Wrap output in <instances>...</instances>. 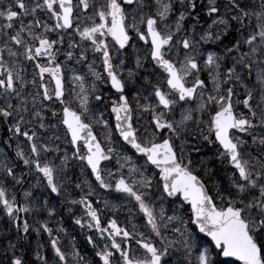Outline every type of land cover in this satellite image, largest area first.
<instances>
[{"label":"snow or ice","instance_id":"snow-or-ice-1","mask_svg":"<svg viewBox=\"0 0 264 264\" xmlns=\"http://www.w3.org/2000/svg\"><path fill=\"white\" fill-rule=\"evenodd\" d=\"M127 48L135 54L134 68L125 62L122 50ZM89 50L106 76L95 70L93 60L87 65L93 82L89 85L85 75L71 69L68 83L73 87L66 89L67 62H87ZM60 55L63 62H58ZM23 62L32 64L31 81ZM96 81L110 84L114 98L101 92ZM29 85L34 92H25ZM238 87L244 89L243 100ZM0 100V118L12 119L8 130L28 145L27 152L17 145L16 157L37 175L34 187L43 184L49 197L70 195L65 170L76 160L81 174L90 169L100 189L135 200L147 234L136 225L132 232L121 228L115 219L102 227L100 210L89 199L92 183H75L81 193L82 185L88 191L69 201L82 205L87 217V223L83 217L74 222L99 234V240L89 235L87 241L99 248L95 255L102 264H264V0H0ZM239 104L247 111H237ZM100 107H110L118 139L103 113L96 115ZM146 115L148 127L141 124ZM57 125L64 126L71 157L65 151L48 158L60 148L40 130ZM94 125L109 130L106 146L94 135ZM196 134L218 145L216 155L226 162V174L230 170L226 186L215 183L210 190L195 174L185 137ZM150 167L158 171L147 175ZM9 179L24 183L5 157L0 161V205L17 229V242L30 231L52 237L46 221L33 226L19 215L54 216L50 199L39 200L27 189L20 204L15 194L9 198L4 186ZM166 198H175L171 215L162 206L157 210L156 199ZM104 204L114 207L107 200ZM58 241H50L52 264H70ZM133 242L141 254H134ZM17 247L8 240V264H28L16 255ZM71 256L72 264H85L78 251ZM36 260L49 264L38 249Z\"/></svg>","mask_w":264,"mask_h":264},{"label":"rangeland","instance_id":"rangeland-1","mask_svg":"<svg viewBox=\"0 0 264 264\" xmlns=\"http://www.w3.org/2000/svg\"><path fill=\"white\" fill-rule=\"evenodd\" d=\"M204 47L209 49L210 51H219V49L217 48L216 45H205ZM89 55L90 56H88V61L84 62L82 65H81V63L76 65L75 60L67 62V69L65 70V72L69 70V72H68L69 80L73 74L71 69H75L76 74L86 76L88 84H91L93 82L94 77H92L91 74L89 73L87 65H88V63H91L93 60H95V70L98 71L97 66H96L97 61H96V58L92 55L90 50H89ZM81 67H83V69L85 70L84 73L81 70ZM32 74H33V67H32V65H30L28 67V72L24 73V75L28 81H31ZM149 78L151 79L152 77H149ZM46 79H49V78L46 76ZM34 91H35V89H33L31 87V85H29V87L25 90L26 93L27 92H34ZM238 93H239L238 99L242 100V98L243 99L245 98L244 91H240ZM240 96L242 98H239ZM235 99H237V97H234V100ZM0 102H1V104L3 103L2 100H0ZM12 102L15 104L19 103L18 100H13ZM38 107H39V105H38ZM29 108L31 109V98L30 97H29ZM45 115H46V118L50 117V113H45ZM205 118H207V117H205ZM7 121H9V123H10V125H9V128H10L12 126V124L14 123V121L12 119H8V120H6V122ZM52 123L56 124V121L53 120ZM34 125H35V121L33 122L32 126H34ZM42 134H43V137L45 139L51 138L49 142L52 143L53 146L58 145L60 148V153L50 154V156L48 157L49 159H51L53 156L61 157V155H63L65 151H67L68 155L71 156L72 151L70 149V145L67 142V139L64 137V127L62 125H57L56 127L49 128L46 132H43ZM10 136L15 141L14 142L15 143L14 148H13L15 156H16L17 145H19L21 148H23L25 152L28 151V145L24 142L23 137L17 138L15 136H13L12 132H10ZM56 136H60L61 138L59 140H56L55 139ZM185 139L187 140V143L185 145V154L188 155V153L190 151L197 153V160L199 162L200 167H202L203 172H204L203 176L208 179V181L211 185V189H212L213 184L220 183V182L219 181H213L212 179L209 178L210 176L207 177V175L205 174V171H212L215 169L217 172H219L222 169L225 172V168H226V167L220 168L219 165L216 166L213 164H212L213 166H211L209 164L210 156H211V154H210L211 150H213L214 152H217L216 145L215 144H209L207 141H205L203 139V137L199 136L198 134L185 137ZM60 144H62L63 146H60ZM8 149H9L8 140L5 138V135H2L0 133V161L5 159V157L3 156V153H5L6 150H8ZM208 149H210V151ZM127 154L132 155L129 152ZM133 158L136 159L135 156ZM17 160H18V158H17ZM9 161H10V159H9ZM137 162L143 163L142 160H138ZM9 163L12 164V162H9ZM56 163L59 164L60 159H56ZM21 166L22 167H19L18 170L20 171L21 174L23 172H25L27 174L25 177L26 183H28V181H30L31 184L35 183V185H36L35 181L37 179V175L34 172L32 174H29V170L27 168H25L23 166V164H21ZM16 167H17V165H16ZM116 168H117V166L115 165V160H114V162L112 163L111 170L113 172H116ZM15 170H16V168H15ZM146 174L151 175L150 171H148ZM117 175H118V173H117ZM229 175H230V173H229ZM57 179L59 180V177H57ZM64 183L67 186L68 193L71 194V192L69 191L67 182L64 181ZM22 185L25 186V184H22ZM220 185L222 187L224 186L222 183H220ZM4 186L7 187L9 198H11V196L13 194H15V195L17 194L16 190L20 185H14V182H12L9 179L7 182H5ZM40 187H42V190L44 193L43 192L34 193V195L37 197V199L40 200L44 196V194L46 195L47 198L56 199L55 200V205H56L55 208H56V214L57 215H59L63 211V208L66 209L65 212H63L64 220L63 221L60 220V221H56V222L52 223V237H49L48 233L45 232L46 236H47V243H46L45 248L48 250L47 254L48 255L51 254V256H48L46 254V258L49 260V264H52V261L54 259V251L51 248L50 241H51V239H55L57 237H59V241H58L59 246L68 255L70 264H72L71 253L73 251H78L80 253V255L84 258L85 264H88L89 259L87 258V256H84V254H83L84 249L85 248L92 249L93 254H95V251L92 247L93 245L88 243L87 237L89 235H92L94 237V240H99L100 239L99 234L96 233L94 230L87 229L86 227L84 229H81L79 226V229H77L76 228L77 224H75V222H74L76 218L83 217L85 222L87 223V220H86L87 218L84 215V212L79 211V213H76L77 208L74 207V204H71V203L67 204L65 202V196L62 195L60 198V197H56L55 194H52L51 197H49L48 191L43 186H40ZM93 187H94V189L97 188L94 185H93ZM24 190H26V188H24L22 191V194H21L22 198H23ZM87 191H88V188L85 185V194H87ZM72 193L75 196V198H69V201L73 200V199L79 200L81 198V194L77 195L76 189H73ZM109 194H110V197L107 198L106 196ZM109 194L106 193L105 191H100V190L98 191L97 189H95L94 194L92 195L95 198L99 199V201L102 200L104 207H105V204H104L105 200L109 201L110 205L114 206V207H105V209L108 211L107 212L108 218L106 217L105 223L107 224L109 220L115 219L121 228L128 229V231L132 232L133 231V225H136L137 230L145 232L147 234L149 232V230L144 227L145 221L143 219V214L139 212V209H138V206L136 205L135 200L131 197H127L126 194L117 193L114 190H110ZM117 197L119 199H117ZM171 201L172 200H169L167 198L164 199L163 201L156 199L157 210H159V207L162 206V207H164L166 213L168 215H171L172 214L171 208L174 207V205L171 203ZM217 203H219V201H217ZM64 205H65V207H64ZM77 205L78 204H75L76 207H77ZM81 207L83 208L82 205H81ZM120 208H123V209H120ZM1 210H2V208L0 206V216H1V220H0L1 223L0 224H2V226H3V223H5V224L11 226L9 218ZM120 210L123 211L124 215L120 214L121 213ZM28 215L31 216L30 214H28ZM123 217H126V218H123ZM64 225H67V228H65V229H68L67 232L62 231V228ZM117 239L119 240L120 238H117ZM8 240H12L14 243H18V247L16 249V255H23V257L28 261V264H38L39 263V261H33L32 260V253L36 257L37 249L39 250V252L41 254L40 246L37 243V241H35V240L31 241V240H29V238L25 239L27 245H29L31 242H33V248H32L33 252H30V249L27 246H25V244H21V243L17 242V236L15 235V233L13 231H10V229L3 230L2 227H0V264H8V260L12 256V251H9L7 249ZM103 243H104V241L101 240L99 247H103ZM137 247L138 246L135 244L132 245V249L136 248V250H137ZM24 248H25V250H24ZM98 250H99V248H96V251H98ZM136 250H133L134 254H136V255L141 254L142 250H140V251H136ZM24 251L27 252V256L25 255ZM98 262H100V261L98 260ZM100 263L102 264V262H100Z\"/></svg>","mask_w":264,"mask_h":264},{"label":"flooded vegetation","instance_id":"flooded-vegetation-1","mask_svg":"<svg viewBox=\"0 0 264 264\" xmlns=\"http://www.w3.org/2000/svg\"><path fill=\"white\" fill-rule=\"evenodd\" d=\"M77 40L79 39L78 37L76 38ZM111 38H109L110 40ZM114 43V42H113ZM142 44V42H141ZM129 48L125 49V50H128ZM124 50H122L123 52ZM126 64L128 65V67H135V59L134 57L130 56V55H127L126 56V60H125ZM98 65L99 67L103 70V66H102V63L100 61V59L98 58ZM126 72H127V69H125V75H126ZM103 73H104V70H103ZM143 74V73H142ZM102 88H103V93L107 96L109 94L113 95V98H114V95H115V90L111 89L110 88V85L108 83H102L101 84ZM126 93H128V89H126ZM131 95H134V93H131L130 94V99H131ZM101 112L103 113V117L104 119L108 120L109 122H111V117L109 115V111H108V108H105V107H100V113L99 115L101 114ZM146 118V116H145ZM145 118L143 120H141L142 123L145 124ZM47 243V241H46ZM96 261V259H92L91 261Z\"/></svg>","mask_w":264,"mask_h":264},{"label":"bare ground","instance_id":"bare-ground-1","mask_svg":"<svg viewBox=\"0 0 264 264\" xmlns=\"http://www.w3.org/2000/svg\"><path fill=\"white\" fill-rule=\"evenodd\" d=\"M70 179H71V183H74V182H77L79 180V176L73 175L72 177H70ZM67 184H70V183H68V180H67Z\"/></svg>","mask_w":264,"mask_h":264}]
</instances>
